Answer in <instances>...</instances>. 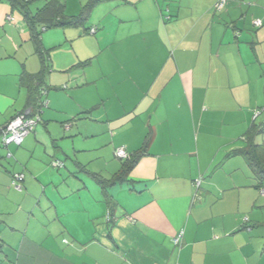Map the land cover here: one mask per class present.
I'll use <instances>...</instances> for the list:
<instances>
[{
  "label": "crops",
  "instance_id": "1",
  "mask_svg": "<svg viewBox=\"0 0 264 264\" xmlns=\"http://www.w3.org/2000/svg\"><path fill=\"white\" fill-rule=\"evenodd\" d=\"M61 1L68 15L91 4L82 25L97 27L94 41H112L87 103L80 54L63 55L45 78L70 88L56 94L71 102L64 130L85 140L74 152L95 155L79 158L85 173L64 185L35 157L39 122L21 145L3 146L11 163L0 158V264H264V179L233 154L264 147V0H230L219 11L217 0ZM42 46L53 67L57 55ZM42 70L22 12L0 1V125L29 112L20 77ZM47 99L48 111L62 110L55 93ZM144 145L124 170L116 149L133 155ZM258 157L264 164V148ZM14 172L25 175L22 190ZM91 173L112 182L107 196Z\"/></svg>",
  "mask_w": 264,
  "mask_h": 264
},
{
  "label": "rangeland",
  "instance_id": "2",
  "mask_svg": "<svg viewBox=\"0 0 264 264\" xmlns=\"http://www.w3.org/2000/svg\"><path fill=\"white\" fill-rule=\"evenodd\" d=\"M43 3H44L43 0H35L32 3L31 7L33 8L39 7V6H42ZM215 4H214V9L216 11H219L215 8ZM86 29H88V27L86 28L84 25L66 26V27H51L47 30H44L41 33V35H42V42L45 45V48H47L50 51L51 55L53 53L57 55V58H55V61L53 59V63H52L53 67H50L49 70L47 71L48 75H50L52 71L54 73H57L56 71L57 68L63 66L60 64V62L62 61V64H64L65 57L63 55H65L66 53L67 54L69 53L72 57H74L75 55H79V54L83 56V59H81L83 64L82 66H80V68L86 69L88 77L90 78V81L88 82V84H86L83 88L84 89L83 94H85V100L87 103L89 101L87 100V97L90 98L92 94L96 93V83L97 82L96 81L92 82V80L93 78H95L93 76H96V73L94 75L93 71L95 69H98L99 65L100 66L102 65V60L98 62V55L104 50L106 51L110 50L111 47H109V41L110 42L112 41L111 39H108V38L105 39V41L102 40L101 42L94 41L90 36H92V34L96 32V29L94 28L95 29L94 33H92L90 29V32L92 34L91 33L88 34ZM79 30H82L81 35L83 36L78 35L76 37H73L72 34L76 33ZM43 38H45V40H43ZM65 70L66 69H63L58 72L63 73ZM59 77L61 76H56V79H58ZM60 82H62L61 85L64 83H67L68 86H71L69 81H60ZM47 83L50 85L48 81V77H47ZM69 89L67 90L60 89V86H59V87H52L49 90V94L55 93V95H57V98H59L60 103L58 102L59 103L58 106L62 108V110L57 113H54V111L53 112L48 111L49 110L48 107H43L42 116H45V117H42V118L43 120L47 121L46 122L47 125L50 124V126L48 125L49 126L48 130H51L53 132L61 130L63 132V135H62L63 137H61V135H59L58 138L53 137L51 133H49V131L45 129L47 125H44V122H42L41 120L39 122L40 123L39 127H42L45 135H42V136L39 135V138H38L39 146L37 147L36 155H35L37 160H42V158H45L44 160H42L44 161V164L46 165L49 164V166L56 169L55 170L56 173H53V171H50L51 174L46 172V175L49 176V178L54 177L56 175H60L59 177H60L61 183L64 185H67L69 181H74L75 171H79L80 173L81 172L85 173V171L80 170L79 167L77 168L75 165V162L79 160V158H82L86 155H95L93 151L75 153L74 143L77 145H80L84 143L85 140L83 138L77 137L76 135L74 136L71 135L72 132L66 133V131L64 130L65 125H66L65 123L68 118L66 117L67 113L64 110H65L66 105L70 104L71 102L69 103V101H66L64 98H62L61 95L56 94V93H66L69 91ZM49 94L47 95V98H49ZM44 112H46L45 115H44ZM85 121L86 119L81 117L78 123H84ZM0 151L2 155L4 156L3 158H1V160L3 161V166L8 167L11 163V161H9L10 158L5 157L7 152L5 153V149H3V147L0 148ZM53 158H58L62 160L64 162V165L57 168L53 164V161H52ZM95 161L96 159H94L93 162ZM71 167H73V169ZM53 186L55 185L54 184L50 185V187H53ZM50 187H47V189H50ZM61 187H62V191H65L64 186H59L58 188H61ZM43 204L46 206V202H43Z\"/></svg>",
  "mask_w": 264,
  "mask_h": 264
},
{
  "label": "trees",
  "instance_id": "3",
  "mask_svg": "<svg viewBox=\"0 0 264 264\" xmlns=\"http://www.w3.org/2000/svg\"><path fill=\"white\" fill-rule=\"evenodd\" d=\"M0 1H4V0H0ZM5 1H9L13 7L18 8L22 12L26 23L30 27L32 38L37 44V49L40 52V54H42L43 59H44V71L42 70V73H39V75L23 73L20 77V84L25 86L28 89V106L30 108L28 112L29 115L34 116V115L39 114L41 117L43 113V107L41 104L42 97H43L42 93L44 90L48 93L51 88L45 79L46 74H47L46 72L49 70L51 65L49 62L48 52L42 46L41 33L44 30H47L51 27H66V26L82 25L83 21L85 20V17L89 13L91 4L88 6H84L78 15H68L65 12V5L61 0H46L42 6L35 7V8L31 7L32 3L35 0H5ZM92 28L97 29V27L88 28L89 33H91L90 29ZM64 88H66V85H64ZM47 93H46V97H47ZM1 126L3 125H0V128ZM3 146L4 145L1 142V129H0V148ZM145 147L146 145L141 147L133 155H128L127 158H122L125 160L124 170L129 171L131 168H133L136 165L139 158L144 154L146 150ZM262 148H264L262 145L254 144V145H251V147L247 149H244V148L236 149L233 151V154H242L244 156H247L253 163L259 176L262 177L261 179H264V164L258 157L259 150ZM115 154H116V151H115ZM0 158H3V156L0 155ZM16 173H23V172H14L12 174V180H11L12 186H13L14 175ZM91 175L104 188V193L107 196V187L112 182L110 180L104 179L99 173H91ZM122 175L123 174L120 173L117 177H115L112 180L114 182L115 180L121 181ZM23 180L21 181V184ZM258 187L262 189L264 185L263 187L261 185H259Z\"/></svg>",
  "mask_w": 264,
  "mask_h": 264
},
{
  "label": "built area",
  "instance_id": "4",
  "mask_svg": "<svg viewBox=\"0 0 264 264\" xmlns=\"http://www.w3.org/2000/svg\"><path fill=\"white\" fill-rule=\"evenodd\" d=\"M229 0H218L217 3L215 4V8L217 10H222L225 8V5L227 4ZM11 18V16H9ZM254 24L256 26H261L263 24L261 19H255ZM91 32L94 33L95 29H91ZM46 91H43V97H42V107H47L49 101L47 100L46 97ZM259 114V112L257 113ZM257 116V115H256ZM41 121V117L39 114L30 116L29 113H20L11 120H9L5 125L1 126V142L4 146H8L10 144H17L20 145L26 136L30 134L35 126L37 125L38 122ZM128 153L124 147H120L116 149V156L119 158H127ZM8 156H11V153H8ZM53 164L56 167H61L64 165V163L61 160H55ZM25 175L23 173H16L14 175L13 179V186L17 190H22L23 186L21 184V181L24 179ZM195 185L197 187H200L201 185V178L197 179L195 182ZM264 193V190H263ZM247 219V218H246ZM183 231H180L175 238L174 241L176 244H180L183 238Z\"/></svg>",
  "mask_w": 264,
  "mask_h": 264
}]
</instances>
